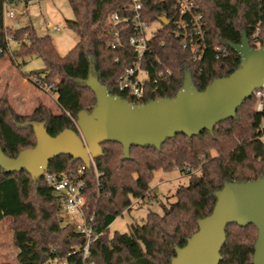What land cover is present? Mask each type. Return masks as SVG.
<instances>
[{
  "label": "trees",
  "instance_id": "trees-1",
  "mask_svg": "<svg viewBox=\"0 0 264 264\" xmlns=\"http://www.w3.org/2000/svg\"><path fill=\"white\" fill-rule=\"evenodd\" d=\"M34 0H0V58L8 51L14 59L35 55L42 59L41 73H36L43 89L56 95L59 113L40 104L31 114L17 113L6 91L0 95V148L11 158L36 143L33 125L42 123L55 136L63 129L76 128L81 110L96 104L92 90L85 85L89 75L107 87L109 94L130 101L116 86L123 68L130 65L134 53L128 47L111 48L113 41L109 16L121 13L129 0H68L73 18L66 25L76 35L75 45L64 56L56 50L49 35H39L32 25L16 28L5 25L4 8L11 2L27 5ZM202 15L204 36L198 51L190 44L182 47L174 35L171 19L177 16L178 0H143V18L159 22L148 40L143 67L147 94L142 103L157 98H173L189 74L198 91L214 79L224 77L240 65V57L230 48L243 33L252 48L264 44V0H193ZM255 35V36H254ZM18 43L10 50L7 38ZM216 46L225 48L218 54ZM218 54V55H217ZM252 94L237 108L232 118L217 123L211 131L202 130L188 137L176 134L160 149L154 146L129 148L123 158L121 144L101 143L102 154L94 159L100 172L98 180L91 169L87 173L85 214L92 216L97 237L90 245L88 261L94 264H169L175 249L183 247L197 230V223L208 216L216 202L215 192L225 183L247 182L264 178V107L255 110ZM69 115H68V114ZM81 164L70 155L61 154L49 161L45 173L72 171ZM177 168L188 176L180 185L174 201L161 205L162 212L148 210L140 222L133 221L126 232H109L114 219L129 212L133 201L149 196V181L157 170ZM58 205L44 175L37 178L24 169L11 173L0 167V220L11 218L16 249L13 264H46L53 258L67 264H82L78 249L84 236L71 224L60 226ZM219 264H252L257 230L252 224H228ZM9 264V263H1Z\"/></svg>",
  "mask_w": 264,
  "mask_h": 264
},
{
  "label": "water",
  "instance_id": "water-1",
  "mask_svg": "<svg viewBox=\"0 0 264 264\" xmlns=\"http://www.w3.org/2000/svg\"><path fill=\"white\" fill-rule=\"evenodd\" d=\"M158 21L168 23L164 16ZM230 48L239 55L240 65L229 75L214 79L198 91L187 74L173 98H157L144 104H130L109 94L106 86L89 75L85 85L94 93L96 104L89 112H78L77 130L66 128L51 136L42 123H36L35 145L14 158L0 148V167L7 173L24 169L37 178L49 161L61 154L89 166L91 159L101 156V143L105 141L121 144L123 158H128L131 145L160 149L176 134L191 137L202 130L211 131L217 123L234 117L237 108L264 82V44L252 48L243 33L240 43L230 44ZM215 197L211 213L198 221L196 232L183 247L175 249L169 264H219L226 226L233 223L256 228L252 264H264V178L225 183Z\"/></svg>",
  "mask_w": 264,
  "mask_h": 264
},
{
  "label": "built area",
  "instance_id": "built-area-1",
  "mask_svg": "<svg viewBox=\"0 0 264 264\" xmlns=\"http://www.w3.org/2000/svg\"><path fill=\"white\" fill-rule=\"evenodd\" d=\"M12 5L4 8V17L12 18L14 11ZM178 14L171 19L174 26V35L180 38L182 47L190 44L193 51H198L199 40L204 36L201 27L202 15L197 12V5L193 0H178ZM108 21L111 26L113 41L111 48L128 47L134 53L131 64L124 67L117 77L116 86L118 91L127 94L130 104H144L142 99L147 94L146 70L143 67L151 23L143 18V0H129L121 13H112ZM57 30V28H54ZM255 36V35H254ZM9 38H7L8 41ZM1 50V49H0ZM218 54H224L225 48L216 46ZM217 54V55H218ZM39 84V81L36 80ZM56 87L52 82L43 90H51ZM255 97V110L261 111L264 107V82L252 93ZM68 114V113H67ZM69 115V114H68ZM92 170L98 180L100 172L96 169L94 160L86 166L81 162L72 171H60L55 173H42L45 183L51 188L58 205V215L66 224H71L75 232L84 236V243L79 250L83 260L82 264H94L88 261L90 257V245L97 237L92 227V216L85 214V191L87 189V173ZM46 264H67L66 259L53 258Z\"/></svg>",
  "mask_w": 264,
  "mask_h": 264
},
{
  "label": "rangeland",
  "instance_id": "rangeland-1",
  "mask_svg": "<svg viewBox=\"0 0 264 264\" xmlns=\"http://www.w3.org/2000/svg\"><path fill=\"white\" fill-rule=\"evenodd\" d=\"M9 5H12L11 7L14 11V16L12 18L4 17V22L7 26L16 28L27 24L32 25L39 35L50 36L56 50L62 56L68 53V51L75 45L77 39L76 35L66 25V20L73 18V13L68 0H34L29 2L27 5H24L22 2H11L8 3L7 6ZM17 21H20V25H17ZM158 26V21L152 22L149 32L151 33ZM55 27L57 30L54 29ZM8 38L7 45L9 49L11 51L16 50L18 48V43L13 42L10 37ZM7 62L9 65H14V70L26 73L22 74L23 77L30 75L37 78L35 71L41 70L44 66L42 59L38 56L31 55L23 59L16 60L11 56L9 51L2 58H0V64ZM16 63H20L21 67L18 68L19 66ZM9 81V79L0 75V88L2 89L5 85L8 87ZM32 91V94L29 93L22 99L24 111L28 112L25 114H19L29 115L40 104L45 105L52 112H58V108L53 97V95H55L53 91L49 92L37 88L32 89ZM2 94L3 93L0 95ZM6 94L8 96L7 92ZM187 183L188 176L179 171L177 168L170 171H155L149 181V196L143 198L142 200L134 199L132 209L129 212H123L122 215L117 216L109 225V232H126L128 230V225L133 221L140 222L148 210L161 213V205H168V203L174 201L176 188ZM57 217L60 219L61 227L67 225L59 217L58 211ZM10 224L11 218L9 217H4L0 220V264L15 263L16 249L12 239L13 231Z\"/></svg>",
  "mask_w": 264,
  "mask_h": 264
},
{
  "label": "crops",
  "instance_id": "crops-1",
  "mask_svg": "<svg viewBox=\"0 0 264 264\" xmlns=\"http://www.w3.org/2000/svg\"><path fill=\"white\" fill-rule=\"evenodd\" d=\"M19 22L20 21H17V25H20ZM16 64H18L19 66L18 68L21 67L20 63H16ZM13 66L14 65L12 64L9 65L8 62L0 64V75H3V77L10 80L8 82L9 88L7 87V85L2 87V89L0 88V94L4 93L6 90V92L8 93V99L11 105L14 107V109L18 113L25 114L28 111L27 112L24 111V106L22 105V99L25 98L26 95H28L29 93L32 94L33 92L32 89H36V88L41 89V90L43 89L39 86V84L36 81L38 80V78H35L30 75L27 77H23L22 74H26V73L21 72V71L18 72L14 70ZM48 91L51 92V90H48ZM53 97L54 99H56V95H53ZM54 113H59V110L58 112H54Z\"/></svg>",
  "mask_w": 264,
  "mask_h": 264
}]
</instances>
